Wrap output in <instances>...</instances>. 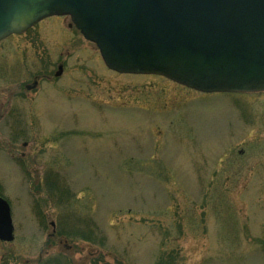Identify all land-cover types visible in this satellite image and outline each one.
Masks as SVG:
<instances>
[{
    "label": "rangeland",
    "instance_id": "374dc122",
    "mask_svg": "<svg viewBox=\"0 0 264 264\" xmlns=\"http://www.w3.org/2000/svg\"><path fill=\"white\" fill-rule=\"evenodd\" d=\"M0 194V264H264V93L116 74L44 20L0 42Z\"/></svg>",
    "mask_w": 264,
    "mask_h": 264
},
{
    "label": "water",
    "instance_id": "95a60500",
    "mask_svg": "<svg viewBox=\"0 0 264 264\" xmlns=\"http://www.w3.org/2000/svg\"><path fill=\"white\" fill-rule=\"evenodd\" d=\"M50 17H70L118 74L205 94L264 92V0H0V42ZM14 231L0 197V242Z\"/></svg>",
    "mask_w": 264,
    "mask_h": 264
},
{
    "label": "flooded vegetation",
    "instance_id": "af4514ba",
    "mask_svg": "<svg viewBox=\"0 0 264 264\" xmlns=\"http://www.w3.org/2000/svg\"><path fill=\"white\" fill-rule=\"evenodd\" d=\"M37 86H38V81L36 80L35 82H33L31 86L30 85L28 86V90H34L35 88H37Z\"/></svg>",
    "mask_w": 264,
    "mask_h": 264
},
{
    "label": "trees",
    "instance_id": "16d2710c",
    "mask_svg": "<svg viewBox=\"0 0 264 264\" xmlns=\"http://www.w3.org/2000/svg\"><path fill=\"white\" fill-rule=\"evenodd\" d=\"M0 196H1V194H0Z\"/></svg>",
    "mask_w": 264,
    "mask_h": 264
}]
</instances>
